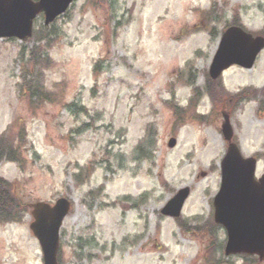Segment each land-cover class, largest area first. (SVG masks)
<instances>
[{
    "label": "rangeland",
    "instance_id": "rangeland-1",
    "mask_svg": "<svg viewBox=\"0 0 264 264\" xmlns=\"http://www.w3.org/2000/svg\"><path fill=\"white\" fill-rule=\"evenodd\" d=\"M232 23L264 36V0H75L50 26L47 62L37 68L28 55L43 16L32 40H0V138L20 162L3 154L0 178L28 208L0 223V264H44L30 205L61 197L73 203L61 264H211L212 243L218 264H258L225 256L226 231L212 226L228 148L223 111L264 173V94L236 103L208 81ZM222 83L231 96L262 90L264 51L253 69L232 67ZM40 84L51 95L42 103L28 89ZM183 188L191 193L181 218L163 215Z\"/></svg>",
    "mask_w": 264,
    "mask_h": 264
},
{
    "label": "water",
    "instance_id": "water-1",
    "mask_svg": "<svg viewBox=\"0 0 264 264\" xmlns=\"http://www.w3.org/2000/svg\"><path fill=\"white\" fill-rule=\"evenodd\" d=\"M74 0H0V39L17 37L25 40L33 34V21L42 12L45 24L50 25L64 14ZM264 49V37H254L242 27L228 28L221 39L210 74L217 79L234 64L252 68ZM223 133L230 142L222 162V185L215 198L216 221L228 232L227 254H258L264 259V176L257 181V160L244 158L232 142L234 130L229 114L224 113ZM172 138L169 146L174 147ZM189 188H184L164 207L163 213L178 217ZM71 209V203L61 198L54 206L40 202L33 206L31 229L39 239L45 264H58L60 228Z\"/></svg>",
    "mask_w": 264,
    "mask_h": 264
},
{
    "label": "trees",
    "instance_id": "trees-1",
    "mask_svg": "<svg viewBox=\"0 0 264 264\" xmlns=\"http://www.w3.org/2000/svg\"><path fill=\"white\" fill-rule=\"evenodd\" d=\"M91 4L96 6L99 4V2L96 3L95 1H92ZM234 24H237V23H234ZM52 32L53 31L49 27H45V26L42 27V30H39L36 32L35 37L37 39L38 45L34 46L30 50V53L28 55L29 64L34 65L36 68L39 67L38 65L40 64H42L43 66L46 64L47 56H48L47 52H48V49L51 48V42L53 41V38L51 37ZM25 54H26L25 48H23V50L21 51L22 57L25 56ZM99 67H100V64L96 65L95 70H98ZM208 81H209V84H211L210 90H212L213 93L217 94L216 96L220 98L226 97V98L231 99L232 101L236 100L238 101L236 103H239L244 100V99L243 100L240 99V96H243L244 98L245 93H247L246 98H249L250 96H258V95L261 96V91H257V90H253L250 92L244 91L240 93L239 95L231 96L229 93H227L226 90H224V88L222 87L220 83L212 81L210 78H208ZM213 86L217 88L216 91L215 89L212 88ZM28 89H29L30 95L33 96L34 98H37L39 100V103H42V101L51 99L50 98L51 95H49V93L46 92V90L41 84L37 85V87H35V90L33 88H28ZM262 93L264 94V90L262 91ZM261 105H264L262 100H261ZM84 109L86 110L85 107ZM1 138H0V145H1L0 160L1 158L3 159V154H4V156H6L5 158H7L8 160L19 162L17 153L13 151V146L10 147V145H7L8 148H6L4 144H2L3 140H1ZM88 172H89V169H85L86 174L80 173L77 179L79 181H86L91 174L90 172L89 173ZM26 212H27V208L23 207L19 196L16 195V192L13 191L12 183L0 178V223L5 224L8 222L19 221L22 214Z\"/></svg>",
    "mask_w": 264,
    "mask_h": 264
},
{
    "label": "flooded vegetation",
    "instance_id": "flooded-vegetation-1",
    "mask_svg": "<svg viewBox=\"0 0 264 264\" xmlns=\"http://www.w3.org/2000/svg\"><path fill=\"white\" fill-rule=\"evenodd\" d=\"M253 259H257L258 264H264V260L259 259L258 257H253ZM226 263V262H225Z\"/></svg>",
    "mask_w": 264,
    "mask_h": 264
}]
</instances>
